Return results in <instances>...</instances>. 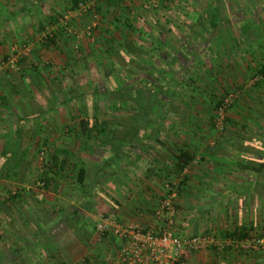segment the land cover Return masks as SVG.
I'll list each match as a JSON object with an SVG mask.
<instances>
[{
  "label": "crops",
  "instance_id": "obj_1",
  "mask_svg": "<svg viewBox=\"0 0 264 264\" xmlns=\"http://www.w3.org/2000/svg\"><path fill=\"white\" fill-rule=\"evenodd\" d=\"M39 1L0 0V59L12 52L13 44L37 37L39 21L55 20L57 13L62 12L55 11V3L41 8ZM102 9L106 21L98 27L95 43L83 41L79 56L70 52L69 43L58 42L46 48L35 41L30 42V61L21 59L8 70L0 69V264H126L121 257L123 241L111 233L98 232L95 224L101 214L116 210L123 223L156 228L160 222L154 210L166 193L167 180L179 179L180 164L184 161L182 151H187L191 158L187 160L189 169L179 193L183 190L182 197L190 193L193 198L188 206V198L185 202L181 197L180 210L188 212L191 208L195 215L190 224L188 216L178 210V231L213 234L223 243L245 239L251 232L263 233V214L257 212L258 208L248 206L225 213L226 207L215 197L217 188L222 186H217V182L207 186L206 180L216 169L222 176L223 163L228 160L220 153L223 150L219 143L212 139L200 142L204 134L199 125L186 122L159 129L151 124L121 123L119 118L105 117L109 113L120 115L117 109L100 111L97 103L93 108L85 102L81 112H76L69 106L68 98L61 102L56 94L45 91L44 79L56 75L58 79L121 78L120 68L128 69L129 74L136 73V68H131L136 61L143 63L144 68H159L171 59L169 54L154 56L150 49L136 42L131 44L130 34L139 28L141 19L131 11V0H117ZM227 15L224 14L225 19ZM257 17L264 18L263 9ZM260 24L258 27L263 26L264 33V25ZM246 26L248 23L240 28L244 30ZM158 27L159 31H153L160 36L163 28ZM207 30L210 31L208 26L196 25L195 34ZM216 32L222 35L224 44L231 41L224 35L228 32L226 26ZM170 33L176 35L177 31ZM239 45L234 42L231 47ZM137 73L140 78H151L152 71L150 75L145 69ZM83 96L77 97L83 102ZM100 114L105 116L97 120ZM152 132L163 143L158 154L146 140ZM43 145L50 161L54 160L58 167L44 171L48 172L49 182L43 190L44 198L39 199L38 190H28L26 181L33 179V172H39L37 155ZM205 149L207 154L200 156V150ZM259 161L256 159L255 163ZM248 191L249 195H262L255 187ZM14 193L16 198L9 196ZM198 195H206V205L199 202ZM186 260L187 264H264V250L226 245L187 253Z\"/></svg>",
  "mask_w": 264,
  "mask_h": 264
},
{
  "label": "rangeland",
  "instance_id": "obj_2",
  "mask_svg": "<svg viewBox=\"0 0 264 264\" xmlns=\"http://www.w3.org/2000/svg\"><path fill=\"white\" fill-rule=\"evenodd\" d=\"M69 1L70 3L64 0L39 1L41 8H49L55 3L57 8L55 11L62 12L57 13L56 20L37 21L40 25L39 34L37 37L35 35L33 38H29L27 41L29 44L25 41L13 44L12 48L18 47V51L12 49L8 55H15L16 60L9 63L5 67L6 70L11 68L12 64L16 65L17 61L21 59L30 61L28 59L32 52L30 42L36 41L46 48L56 45L58 42L69 43L72 48L70 52L76 57L81 52L83 41L95 43L96 36L100 32L98 27L101 22L106 21L102 8H107L112 2L83 0L81 2L88 1V5L86 8H81L79 4L75 7L72 0ZM134 1L131 0V11L136 16L139 15L141 19L139 28L136 27L130 34L131 44L136 42L150 49L154 56L161 57V54H169L171 59L168 60V63L159 67H163L164 73H167L168 77L155 79L157 74L149 71L150 66L145 65L146 68H144L142 62L140 65V62L136 61L135 65H131L132 69L136 68V73L129 74L128 69L120 68L121 78L61 77L58 79V75L56 78H46L42 82L45 91L56 94L55 98L61 102H66V98H68L69 106L74 107L76 112H81L85 102H89V106L93 108L97 103L100 111L102 109L106 111L107 109H117L120 112V115L115 113H109L107 116L100 114L96 117L97 120L104 116L109 119L119 118L118 121L121 123L151 124L159 129L164 125L181 126L186 122L199 125L200 132L204 134L201 135L200 142L204 144L212 139L215 143H219L223 150L220 153H223L228 160L227 163H223L222 176L216 169L213 176L206 180V182L208 181L207 186H215V182H217V186H222V188H217L219 191H216L215 197L217 201H222V206L226 207L224 212L229 214L230 211L245 210L248 206L252 209L255 206L254 208H258L257 212L263 214L261 222H264V172L257 171L256 173L257 167L255 166L256 164L259 166V163H255L256 159L263 161L264 158V72H261V65H264V33L261 31L263 26L258 27L259 23L264 25V18L258 19L257 17L258 13L261 14L262 9L264 10V2L261 3L260 0L259 2L255 0L252 2L224 0L223 12L224 14L228 13L229 16L227 15L225 20L222 18L217 21L213 17L216 0H176V2L175 0L167 2L136 0V3ZM67 5L70 6L67 7ZM99 5L98 23L93 26V9L96 10ZM66 14L68 15L66 18L68 27L71 31L61 28L60 25V18ZM243 15L249 16V18L245 19ZM80 17H83V20H80ZM246 23L248 26L244 29L246 33L243 34L245 31L240 27ZM196 25L204 28L208 26L210 31H203L204 33L196 35ZM158 26L163 28V31H160V36L153 31V29L159 31ZM225 26L228 32L224 35L228 40H231L226 44L222 41V35L216 32L219 27ZM169 30L172 32L176 30L177 34L172 35ZM51 33H55L56 38L54 42L48 44L47 36ZM120 37L122 36L120 35ZM234 42L241 45L238 48H232ZM145 62L148 64L150 61ZM44 64L39 67L42 68ZM115 69L117 71V68ZM140 69H145L148 75L151 73V78H140L137 73ZM245 70L247 75H245ZM69 87H72L73 90ZM121 88H132V90L140 88L142 97L139 105L133 103V98L127 101L128 97L119 90ZM79 94L84 95L83 102L77 97L80 96ZM80 116L77 114L78 118ZM90 120L93 123L96 121L94 117ZM202 128H208L209 132L202 131ZM153 133L146 140L153 144L155 154H158L162 142ZM206 134L211 137L207 138ZM207 150H200V156L207 154ZM207 166L213 167L212 164ZM36 167L39 172H33V179L26 181L28 190L37 189L36 181L44 174L38 155ZM243 167L245 168L243 169ZM171 181L173 180H167V182ZM175 181L177 180L173 182ZM252 187L258 188L262 195H249L248 190ZM182 191L180 194L179 189L178 196L174 200L175 213L170 216L172 230L177 235L184 237L197 234L213 235L205 232L185 234L178 231L176 221L177 211L182 209L179 205ZM183 197L185 202L188 198V203L185 204L191 206L189 202L192 201L193 195L186 193ZM198 199L200 201H197L201 204H207L206 195H202ZM234 199L237 201H233ZM187 210L188 212H181V210L180 212L188 216L189 223L193 224L192 217L195 214L191 212V208ZM112 211L116 212V210ZM253 212L256 210L254 209ZM195 213L199 212L196 210ZM157 220L160 223L155 229L159 230L165 224L166 218H157ZM2 229L0 228V237ZM263 233L257 234L263 235Z\"/></svg>",
  "mask_w": 264,
  "mask_h": 264
},
{
  "label": "built area",
  "instance_id": "obj_3",
  "mask_svg": "<svg viewBox=\"0 0 264 264\" xmlns=\"http://www.w3.org/2000/svg\"><path fill=\"white\" fill-rule=\"evenodd\" d=\"M79 5L81 8H86L88 1L80 2ZM93 10L94 21L92 25L96 26L98 23V13L95 9ZM66 18H68L67 14L61 18V28L71 31ZM13 51H18V47L16 48L15 46ZM15 60L16 57L13 54L0 59V69H4L9 63H13ZM47 150V147L43 145L38 152V158L43 166V172L51 165ZM188 169V166H185L181 170L177 181H171L165 184L167 193L155 211L156 217L166 218L165 224L159 230L143 227L138 224L123 223L119 220L118 214L115 211L101 214L95 224V228L100 233H111L118 236L123 241L121 248L123 262L126 264H187V253L213 247L216 249L222 248L226 245H231L236 249L264 250V236L256 232H251L245 239H237L223 243L218 242L211 235L197 234L184 237L177 235L172 230V219H170V216L175 213L174 200L178 196L180 183L185 179ZM43 176L44 174H42L35 184L39 199H43L44 196L45 180Z\"/></svg>",
  "mask_w": 264,
  "mask_h": 264
},
{
  "label": "trees",
  "instance_id": "obj_4",
  "mask_svg": "<svg viewBox=\"0 0 264 264\" xmlns=\"http://www.w3.org/2000/svg\"><path fill=\"white\" fill-rule=\"evenodd\" d=\"M81 1H83V0H72V2H73L75 7H77L79 2H81ZM107 1L114 2V1H117V0H107ZM215 2H216L215 6H214L215 13L213 14V17H215V20H217V21L222 20V18H223V20H225V16H224V12H223V1L222 0H216ZM97 10H100V5L97 6V9L95 11H97ZM61 30L64 31L63 29H61ZM55 38H56L55 33H52V35H48L47 36V43L49 44V43L54 42ZM139 52H143V51L139 50ZM261 69H262L261 72H264V66L261 67ZM150 70L152 71V73L157 74V76H155V79L156 78H161V77L165 78V76H164L165 74H164L163 68H158L157 66L153 65V66H151ZM141 82L143 83V81H141ZM119 90H120V92L124 93L125 96L128 97L127 101H129V100H131L133 98V101H134L133 103H135V105L136 104L139 105L140 98L142 97V91H141L140 88H138V90L137 89L136 90H132V88H121ZM181 155H182V158H183L184 161L180 164V171L188 164L187 160L191 158L187 151H182ZM50 166L51 167H49L48 169H51L53 166L56 167L57 163L54 160H52ZM257 171L259 173H263L264 172V158H263V161H261L259 163V166H257ZM47 174H48V172H46L44 174V176H43V179L45 180V187L48 186V182H49ZM80 180L82 182V178H80ZM184 180L185 179H183L182 181L184 182ZM9 196H11L13 198H16L17 194L14 193V194H11ZM263 235H264V233H263ZM263 235H261V236H263Z\"/></svg>",
  "mask_w": 264,
  "mask_h": 264
}]
</instances>
